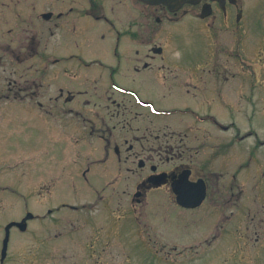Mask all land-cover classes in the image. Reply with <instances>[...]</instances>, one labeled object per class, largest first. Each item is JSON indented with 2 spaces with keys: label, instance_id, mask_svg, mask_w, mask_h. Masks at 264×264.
I'll use <instances>...</instances> for the list:
<instances>
[{
  "label": "flooded vegetation",
  "instance_id": "obj_1",
  "mask_svg": "<svg viewBox=\"0 0 264 264\" xmlns=\"http://www.w3.org/2000/svg\"><path fill=\"white\" fill-rule=\"evenodd\" d=\"M86 18L109 26L114 46L104 51L116 68L85 55L92 32L76 24ZM117 75L136 78L169 104L117 83ZM44 96L101 143L103 156L88 154L83 177L90 165L103 166L108 179L92 194L105 208L117 202L120 210L121 187L131 203L152 210L162 208L158 194L184 211L241 207L237 216L250 230L247 190L234 183L238 172L248 174L250 151L234 146L250 139L251 118L264 111V0H195L175 12L137 0H0V108H42ZM222 174L228 185L218 183ZM203 186L198 207L176 203V193L193 196Z\"/></svg>",
  "mask_w": 264,
  "mask_h": 264
},
{
  "label": "rangeland",
  "instance_id": "obj_2",
  "mask_svg": "<svg viewBox=\"0 0 264 264\" xmlns=\"http://www.w3.org/2000/svg\"><path fill=\"white\" fill-rule=\"evenodd\" d=\"M78 24L77 28L92 32L91 51L85 55L116 68L115 57L104 51L114 46L106 32L109 26L91 18L79 20ZM95 71L99 67L88 72L92 75ZM114 81L141 86L142 93L158 104L170 102L161 101L155 89L142 86L136 78L117 75ZM52 88L48 86V92ZM44 97L46 103H52L47 101L48 96ZM45 107L0 108V240L3 227L21 221L27 213L40 219L28 221L25 232L15 227L10 230L8 257L2 264H264V111L251 118L250 139L234 146L235 151H250L248 174L236 171L234 182L247 190L250 230L245 232L242 225L247 219L243 220L241 212L237 216L241 207L225 206L220 209L221 215L210 212V208L208 212L203 208L184 211L158 194L156 199L162 206L155 207L158 215L150 204L142 207L131 203L121 187L117 188L121 210L112 211L113 219L107 217L102 204L83 212L67 208L57 211L62 202L80 206L90 199L94 203L92 193L101 191L108 178L100 164L90 165L83 177L88 162L93 161L88 154L97 158L104 154L101 143L82 131L84 123L64 118L65 109ZM228 176H219L218 183L228 185ZM226 191L227 186L220 193L226 195ZM99 195L105 198L107 191ZM116 203H112L113 209ZM238 205H242V199ZM125 206L128 210L134 206L136 212L131 216L123 213ZM237 228L243 232L240 229L236 233Z\"/></svg>",
  "mask_w": 264,
  "mask_h": 264
},
{
  "label": "water",
  "instance_id": "obj_3",
  "mask_svg": "<svg viewBox=\"0 0 264 264\" xmlns=\"http://www.w3.org/2000/svg\"><path fill=\"white\" fill-rule=\"evenodd\" d=\"M138 1H141V2L149 4V5H164V6H167L170 10L177 9L180 6H182L184 3H193L194 2L193 0H138ZM177 200L181 205H185L184 200L183 201L180 199H177ZM200 200L201 199H199V201L197 203H195L194 205L197 206L199 204ZM194 205H192V206H194ZM16 225L21 230L25 229L24 221L22 223H19ZM8 228H9V226H8ZM8 228H7V230H8ZM6 241H7V239H5V241H4L3 250H5V248H6V245H5Z\"/></svg>",
  "mask_w": 264,
  "mask_h": 264
}]
</instances>
